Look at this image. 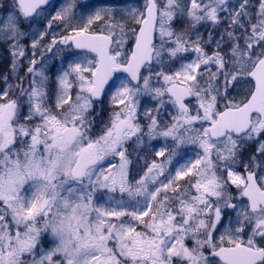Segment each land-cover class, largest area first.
Wrapping results in <instances>:
<instances>
[{
	"label": "snow or ice",
	"instance_id": "6c2138e0",
	"mask_svg": "<svg viewBox=\"0 0 264 264\" xmlns=\"http://www.w3.org/2000/svg\"><path fill=\"white\" fill-rule=\"evenodd\" d=\"M48 5L0 0V264H264V0Z\"/></svg>",
	"mask_w": 264,
	"mask_h": 264
},
{
	"label": "rangeland",
	"instance_id": "374dc122",
	"mask_svg": "<svg viewBox=\"0 0 264 264\" xmlns=\"http://www.w3.org/2000/svg\"><path fill=\"white\" fill-rule=\"evenodd\" d=\"M236 0H231V3L233 5H237L235 3ZM4 4L7 6L8 3H10V0H3ZM66 0H57L56 3H54L50 9H48L46 12H45V16H48L49 18L51 17V15H54V10H59V7L63 5V3H65ZM85 4H91L93 5V7H99V6H108V7H111L115 10L116 12V15H117V18L120 17V15H126V13L123 12V9L125 8H132V7H142L143 6V0H120V1H117V0H78V5L80 7L77 8V12L80 13L83 6ZM251 4V2H250ZM252 5V4H251ZM91 11V9H90ZM44 23V25L41 26V24ZM48 24V20L47 19H41L39 21V24L35 25V27L40 30V31H43L44 28L47 26ZM103 24V21L101 22H98L97 24H94L93 25V29H97L100 25ZM52 29L49 30V32L51 33H63L65 32L66 30L59 24V22L57 21H52ZM24 28L26 31H28L29 33L32 32V29L31 28H28L27 25H24ZM210 29L208 28V26L206 25H202L199 27V31L205 36L207 37V34H208V31ZM37 39H39V37H37ZM51 41V37L46 35L44 37V40L41 41V44H45V43H50ZM4 43V41H1ZM0 42V43H1ZM21 43L24 45L26 43H29V48H28V57L31 56L32 54V49H31V39L30 38H25L24 40L21 41ZM9 46V45H8ZM2 49V46L0 45V51ZM25 50V53H26V49L24 48ZM43 49L38 45V58H39V53L42 52ZM49 55H51L49 53ZM49 64L51 65L52 62L49 61ZM26 65H28V60L26 62ZM56 71V67H51V73L50 74H54ZM14 78L16 79V74L14 75ZM53 80L55 79L54 75H53ZM27 83V81L25 82ZM242 89V87L240 88H237L234 92H233V96H235L237 99L240 98V96L238 95V91H240ZM239 96V97H237ZM154 104V102L152 101H148L147 103H145V100L142 99V102H141V111H143L144 107H152V105ZM103 108H104V111H103V119L106 120L107 119V116H108V112H109V103H108V98L105 97V101H104V104H103ZM99 111V108L97 109ZM145 126H146V122H145ZM102 127V124L100 122V120L98 119L97 122H96V127L94 128V133L95 134H98L100 129ZM153 143H157V142H153ZM160 143H163L162 141H160ZM253 148H249L248 151L245 153V157L249 156L252 154L253 152ZM152 157H148V159L150 160Z\"/></svg>",
	"mask_w": 264,
	"mask_h": 264
},
{
	"label": "flooded vegetation",
	"instance_id": "af4514ba",
	"mask_svg": "<svg viewBox=\"0 0 264 264\" xmlns=\"http://www.w3.org/2000/svg\"><path fill=\"white\" fill-rule=\"evenodd\" d=\"M120 1V0H117ZM240 0H236L235 3L239 4ZM255 2V1H254ZM27 25V24H25ZM44 25V23L41 24V26ZM1 42V41H0ZM0 45L2 46V49L0 51V89H4L5 88V82L3 80L4 76H8L9 77V82L12 83L13 85H15L17 83V80L14 78V75L11 71H10V65L12 62V55H11V51L10 48L8 46L7 42H1ZM24 48L26 49V53H25V57H28L27 53H28V48H29V43H26L23 45ZM27 62V58H21L20 60V69H19V76L24 77L23 83L25 86H27V83H25L27 81V77H26V68L28 65H26Z\"/></svg>",
	"mask_w": 264,
	"mask_h": 264
},
{
	"label": "trees",
	"instance_id": "16d2710c",
	"mask_svg": "<svg viewBox=\"0 0 264 264\" xmlns=\"http://www.w3.org/2000/svg\"><path fill=\"white\" fill-rule=\"evenodd\" d=\"M257 7H258V5H257ZM244 92V88L242 87V89L240 90V91H238V95L240 96V95H242V93ZM239 96H237V97H239ZM95 134V133H94Z\"/></svg>",
	"mask_w": 264,
	"mask_h": 264
},
{
	"label": "water",
	"instance_id": "95a60500",
	"mask_svg": "<svg viewBox=\"0 0 264 264\" xmlns=\"http://www.w3.org/2000/svg\"><path fill=\"white\" fill-rule=\"evenodd\" d=\"M53 0H49V4L52 2ZM46 7H48V6H46Z\"/></svg>",
	"mask_w": 264,
	"mask_h": 264
}]
</instances>
